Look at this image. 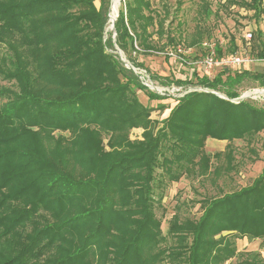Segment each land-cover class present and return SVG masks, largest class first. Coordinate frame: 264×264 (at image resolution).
Listing matches in <instances>:
<instances>
[{
    "label": "trees",
    "instance_id": "obj_1",
    "mask_svg": "<svg viewBox=\"0 0 264 264\" xmlns=\"http://www.w3.org/2000/svg\"><path fill=\"white\" fill-rule=\"evenodd\" d=\"M224 4L252 10L254 22L264 13V0ZM109 7L110 0H0V264H264L260 252L236 244L264 242V167L249 185L196 201L197 218L175 206L166 234L160 204L182 178L236 171L234 141L256 154L264 105L237 100L238 87L244 80L264 87V69L151 76L141 57L185 62L180 6L170 12L150 0H121L114 42ZM198 11L201 19L213 15L205 0ZM254 32L249 53L257 42L250 55L262 57L263 37ZM202 34L188 42L200 52L209 41ZM115 47L151 81L201 91L185 92L162 120L151 119L167 106L148 107L135 91L148 101L166 97L125 67ZM217 53L229 55L220 46ZM133 129L140 138H130ZM208 139L227 144L208 154Z\"/></svg>",
    "mask_w": 264,
    "mask_h": 264
},
{
    "label": "rangeland",
    "instance_id": "obj_2",
    "mask_svg": "<svg viewBox=\"0 0 264 264\" xmlns=\"http://www.w3.org/2000/svg\"><path fill=\"white\" fill-rule=\"evenodd\" d=\"M152 7L160 10L161 7H168L170 12H175L176 7H179L177 13V20L184 22V45L186 48L180 49L178 54H181L184 63H181L178 58L172 56L167 61L164 59L163 53H156L145 58H140L144 61L147 66L148 71L151 76H170L174 79L182 80H193V72L197 71L199 73H205L207 76L212 78L216 73H218L221 68L213 67L206 69L199 65L196 60L199 58L201 52L198 48V44L195 46H189L188 42L196 36L198 30H202V40H212L217 46L222 48L226 54L233 51L234 46H238V51H242L245 48L246 42L244 41L243 33L246 29L253 30L254 28V17L253 11L247 10L245 8H238L236 6L226 7L225 0H205L210 6L213 12L209 18L201 19L199 15L198 6L202 0H150ZM249 2L250 0H245ZM121 0H113L112 7H109L110 20L112 19L111 13L113 9H116V14L119 10ZM181 4V5H180ZM264 14V13H263ZM116 17V15H115ZM114 17V18H115ZM109 22L107 29L109 32L110 24ZM170 18L166 21L168 24ZM174 27L176 22H172ZM257 33L254 32V37ZM156 39V37H155ZM258 41V38H257ZM161 42H164L162 40ZM252 52L248 53L256 54L258 49L257 42L254 43ZM120 57L125 61L124 54L120 51ZM177 54V55H178ZM127 63V62H126ZM259 64H252L251 72L253 69L257 70ZM256 67V68H254ZM133 72L139 75V79L142 80L141 76L149 77L147 73H143V70L135 69ZM143 84L145 83L142 80ZM4 84V83H1ZM154 86L155 89L152 87ZM196 88V87H195ZM252 88H264L257 81L244 80L243 83L238 87L241 95L248 92ZM149 89L156 92L159 95L165 96L164 101H148L145 94L141 91H135L138 99L144 105L155 108L159 103L165 104L167 109L163 112L154 110L151 114V119L162 120L167 114L169 109L176 104V98L184 94L185 92L193 91L191 87L184 89L178 86H161L156 81H151L149 83ZM197 90L201 91L200 88ZM246 91V92H245ZM240 95V96H241ZM253 100V99H250ZM256 104L264 105V97L261 100H255ZM142 130L133 129L130 132V138L136 139L140 138ZM227 143L224 141H217L213 139L206 140L205 151L208 154H213L218 151H222ZM235 149V159L238 161V166L236 171L231 172L228 175H221L217 180H211L207 178L205 181L198 179H188L182 178L177 183H172L168 185L162 193L161 206L164 208L165 215L161 223V230L163 234H166L168 222L171 215L176 210L175 206L180 208V213L183 216L190 218H197L200 215L199 205L196 201L200 200L203 196H217L223 192L232 191L240 187L249 185L252 180L260 173L261 169L264 167V132H261L254 140L252 146L256 150V154L251 153L247 150L246 143L242 140L234 141L232 143ZM256 158V159H254ZM213 166L215 162L212 161ZM156 214L159 216L161 210L156 207ZM237 250L239 252H260L264 258V242L261 240L248 241L247 239H241L236 241ZM236 260L232 259L226 264H235Z\"/></svg>",
    "mask_w": 264,
    "mask_h": 264
},
{
    "label": "built area",
    "instance_id": "obj_3",
    "mask_svg": "<svg viewBox=\"0 0 264 264\" xmlns=\"http://www.w3.org/2000/svg\"><path fill=\"white\" fill-rule=\"evenodd\" d=\"M254 28L246 29L243 33L244 41L246 42L245 48L242 51L236 52L234 54L218 56L217 53V45L212 40L203 41L200 45L202 54H200L199 58L196 62L203 66L206 69H210L213 67H226L228 69H237L240 70L254 63H262L264 64V53L262 57L250 55L247 50H249L250 43L253 39V32L259 31L260 35L263 37V50H264V14H262L257 22L253 23ZM174 58L176 57L173 55ZM177 58V57H176ZM140 71V70H139ZM143 73H145L143 71ZM142 80L145 82L144 84L149 85L150 79L149 77L141 76ZM193 90H197V88H192ZM201 90V89H200ZM246 92V91H245ZM264 97V88H252L249 89L248 92L243 93L239 98L240 99H253V100H261Z\"/></svg>",
    "mask_w": 264,
    "mask_h": 264
},
{
    "label": "water",
    "instance_id": "obj_4",
    "mask_svg": "<svg viewBox=\"0 0 264 264\" xmlns=\"http://www.w3.org/2000/svg\"><path fill=\"white\" fill-rule=\"evenodd\" d=\"M112 1L113 0H110V8H111V5H112ZM119 1V0H118ZM117 16H118V13L116 14V18H117ZM108 18H109V15H108ZM116 18H115V20H116ZM115 20L114 21H112V23L110 24V30H111V32H112V38H113V42L115 41V29H114V22H115ZM116 48V47H115ZM117 49V48H116ZM116 53L118 54V56L120 57V51L117 49V51H116ZM120 60L125 64V67H127V68H132L131 66H130V64H128V63H126V62H124L123 61V59L120 57ZM133 69V68H132ZM134 70V69H133ZM145 86H147L148 88H149V85H147V84H144ZM154 89H155V87L154 86H152ZM213 94H215V95H217V96H219L220 98H224L222 95H220V94H218V93H214L213 92ZM225 99V98H224ZM237 100H242V99H240V98H238Z\"/></svg>",
    "mask_w": 264,
    "mask_h": 264
},
{
    "label": "crops",
    "instance_id": "obj_5",
    "mask_svg": "<svg viewBox=\"0 0 264 264\" xmlns=\"http://www.w3.org/2000/svg\"><path fill=\"white\" fill-rule=\"evenodd\" d=\"M258 64H259V66H258L257 70L256 69L255 70L253 69L254 72H261L264 69V64H262V63H258ZM251 68H253L252 67V64L249 65V66H247V67H245V69H248L249 71H252ZM254 68H256V67H254ZM224 142H226V141H224ZM225 146H224V148H225ZM224 148L222 149V151L224 150Z\"/></svg>",
    "mask_w": 264,
    "mask_h": 264
},
{
    "label": "bare ground",
    "instance_id": "obj_6",
    "mask_svg": "<svg viewBox=\"0 0 264 264\" xmlns=\"http://www.w3.org/2000/svg\"><path fill=\"white\" fill-rule=\"evenodd\" d=\"M112 2H113V1H112ZM111 7H112V5H111ZM117 13H118V12H117ZM115 15H116V9H113V10H112V13H111V16H112V19H113V20H115V18H116ZM114 17H115V18H114ZM110 21H112V20L109 19V22H110Z\"/></svg>",
    "mask_w": 264,
    "mask_h": 264
}]
</instances>
